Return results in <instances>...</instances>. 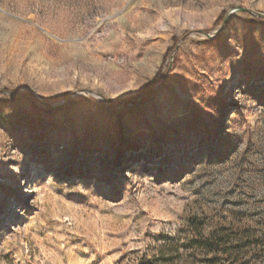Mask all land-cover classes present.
Segmentation results:
<instances>
[{
  "label": "rangeland",
  "instance_id": "1",
  "mask_svg": "<svg viewBox=\"0 0 264 264\" xmlns=\"http://www.w3.org/2000/svg\"><path fill=\"white\" fill-rule=\"evenodd\" d=\"M0 264H264V0H0Z\"/></svg>",
  "mask_w": 264,
  "mask_h": 264
},
{
  "label": "trees",
  "instance_id": "2",
  "mask_svg": "<svg viewBox=\"0 0 264 264\" xmlns=\"http://www.w3.org/2000/svg\"><path fill=\"white\" fill-rule=\"evenodd\" d=\"M151 92H147V89H144L140 94H138L136 97L131 98V99H127L124 101V103H129V102H137V101H143L145 100L146 97H149V95H151ZM59 97H65V95H60ZM221 241L222 239H220L219 237H215V238H210V239H205V243L200 245V242L194 243V250L195 252H197V249H205L206 254H211L213 256H216L220 253L219 251V245H221ZM207 255V256H208ZM214 258V257H213ZM205 262L207 263H212L211 259H207Z\"/></svg>",
  "mask_w": 264,
  "mask_h": 264
},
{
  "label": "water",
  "instance_id": "3",
  "mask_svg": "<svg viewBox=\"0 0 264 264\" xmlns=\"http://www.w3.org/2000/svg\"><path fill=\"white\" fill-rule=\"evenodd\" d=\"M240 10H243V9H240Z\"/></svg>",
  "mask_w": 264,
  "mask_h": 264
}]
</instances>
